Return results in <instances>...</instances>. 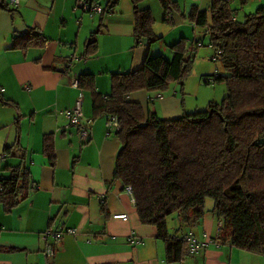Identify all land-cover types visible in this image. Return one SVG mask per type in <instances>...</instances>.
I'll use <instances>...</instances> for the list:
<instances>
[{"label":"crops","instance_id":"0c3cea01","mask_svg":"<svg viewBox=\"0 0 264 264\" xmlns=\"http://www.w3.org/2000/svg\"><path fill=\"white\" fill-rule=\"evenodd\" d=\"M17 1L16 6H10L13 11H0V90L4 98L16 103V107L0 105V175L7 176L8 167L21 161L20 154L4 156L2 151L13 143V123L19 117L24 164L30 169L35 188L9 213L0 204V264H264V256L214 239L218 221L210 211L212 203L202 223L191 230L204 245L181 262H166L165 243L157 236L156 227L140 222L133 196L114 176L120 146L115 129L107 127L106 116L93 119L90 92L71 85L80 73H91L96 90L105 95L110 91L112 73L141 67L147 55L169 58V45L181 39L187 45L195 44L198 38L203 43L207 36L204 29L188 22L178 11L170 12V23L165 22L159 0H142L139 7L151 11L153 32L162 38L135 46L130 0H118L103 15L90 17L79 9V0ZM93 1L106 7L107 0ZM176 1L187 12L193 5L208 8L211 0H188L192 2L189 7ZM230 1L238 19L240 13L243 18L264 6V0ZM29 27L44 36L43 45L13 46V36ZM92 33L97 50L85 56V41ZM172 87L170 93L133 91L129 99L160 117H178L184 108L176 85ZM157 93L161 98L151 100L150 95ZM79 96L82 121H91L85 142L64 115ZM45 134L53 138V165L42 154ZM118 214L127 217H116ZM168 217V233L184 235L188 229L179 230L178 218ZM47 228H70L74 233L54 241L52 236H43ZM48 242L54 252L45 257Z\"/></svg>","mask_w":264,"mask_h":264},{"label":"trees","instance_id":"16d2710c","mask_svg":"<svg viewBox=\"0 0 264 264\" xmlns=\"http://www.w3.org/2000/svg\"><path fill=\"white\" fill-rule=\"evenodd\" d=\"M117 1L107 0L106 9L111 10ZM130 1L134 45L160 40L152 29L151 11L139 7L142 0ZM159 2L165 22H169L170 12L178 11L204 29L208 45L226 71L213 78L226 83V95L219 103L210 101L203 110L174 118L160 117L129 99L133 91L164 92L171 82L182 83L191 70L194 50L202 45L199 38L189 46L184 39L170 44L169 58L147 55L141 67L112 73L110 91L105 95L96 90L93 74L80 73L78 86L90 92L92 118L114 113L119 121L114 176L130 187L140 222L156 227L157 236L165 243L166 262H181L194 254L186 236L195 237L191 230L202 223L207 198L212 201L210 211L220 222L214 239L264 256V6L238 19L230 0H211L205 9L193 5L187 12L176 0ZM2 10L13 11L8 0H0ZM44 39L37 29L29 27L14 35L12 42L23 49L30 44L42 46ZM84 46L83 55L95 54L94 33ZM0 105L16 107L1 90ZM19 120L16 117L13 123V143L2 150L4 156L20 154L21 159L8 167L7 176L0 175V204L6 213L35 188L24 164ZM42 154L54 164L51 134L43 136ZM171 215L178 218L179 230L188 229L184 235L168 233L166 218Z\"/></svg>","mask_w":264,"mask_h":264},{"label":"rangeland","instance_id":"374dc122","mask_svg":"<svg viewBox=\"0 0 264 264\" xmlns=\"http://www.w3.org/2000/svg\"><path fill=\"white\" fill-rule=\"evenodd\" d=\"M180 3H184L188 7L192 4L188 0H180ZM155 12L159 13V10L156 9ZM160 12L162 15L161 9ZM86 14L89 16L88 12ZM239 19H242L241 13L239 14ZM187 46H189V43ZM213 55V48L208 45V37L206 36L203 38L202 45L196 47L194 50L191 70L182 83L173 81L170 83L169 89L164 91L165 93H170L173 89L172 86L176 85L184 112L203 110L210 101L219 103L226 95V83L224 81L218 82L213 80L216 74H226L221 63L217 59L212 58ZM211 202V199L207 198L205 202L206 207H209ZM169 219L167 217V220Z\"/></svg>","mask_w":264,"mask_h":264},{"label":"built area","instance_id":"2783aa9c","mask_svg":"<svg viewBox=\"0 0 264 264\" xmlns=\"http://www.w3.org/2000/svg\"><path fill=\"white\" fill-rule=\"evenodd\" d=\"M80 1V5L81 8L88 12L89 16H92L94 14H101L103 15L104 13H106L107 10L106 7L101 6L100 4H98L97 2H94L92 0H79ZM18 3L17 0H8V4L9 6H16ZM212 58H215V55L212 56ZM73 87H78L77 85V81L73 80L72 84ZM155 98H161V94H156L154 96H151L150 99L154 100ZM83 109H82V98L79 96L76 98L74 105L71 109L67 110L64 112V115L66 116V118L68 119L69 123L71 125H75L77 127V131L79 134V139L81 142H85L87 141V139L89 138V124H90V120L87 122H83L82 121V115H83ZM106 125L108 128H113L115 130L119 129V121L117 118V115L112 113L109 114L107 116V120H106ZM126 192L132 196V192L130 187H126ZM116 217H120L122 219H126L127 215L126 214H118L115 215ZM220 224V222L218 223ZM73 234L74 233V229H66L65 231L63 230H54L52 228H47L46 231L44 232L43 236L45 238H47L48 236H52L53 240H58L60 239V237H62L63 234ZM187 238V242H188V248L189 251L191 253H196L200 247H202L204 245V243L199 242L193 235L188 234L186 236ZM54 252V247L51 244V242H48L45 245V249L43 254L45 255V257H50Z\"/></svg>","mask_w":264,"mask_h":264},{"label":"bare ground","instance_id":"6f19581e","mask_svg":"<svg viewBox=\"0 0 264 264\" xmlns=\"http://www.w3.org/2000/svg\"><path fill=\"white\" fill-rule=\"evenodd\" d=\"M215 55V54H214ZM76 59H77V57H75ZM214 59H216V57L214 58ZM76 81H77V79H75ZM210 81H211V79H210ZM77 85H78V81H77ZM79 87V86H78ZM77 87V88H78ZM76 88V87H75ZM157 94H159V93H157Z\"/></svg>","mask_w":264,"mask_h":264}]
</instances>
